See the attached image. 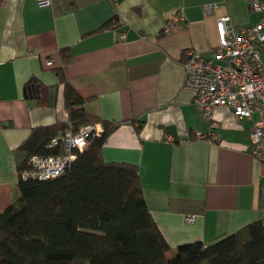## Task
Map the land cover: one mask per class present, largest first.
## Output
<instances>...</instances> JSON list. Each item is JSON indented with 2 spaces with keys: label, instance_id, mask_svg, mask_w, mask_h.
I'll list each match as a JSON object with an SVG mask.
<instances>
[{
  "label": "crops",
  "instance_id": "crops-1",
  "mask_svg": "<svg viewBox=\"0 0 264 264\" xmlns=\"http://www.w3.org/2000/svg\"><path fill=\"white\" fill-rule=\"evenodd\" d=\"M252 2L0 0V213L17 195L14 150L34 127L69 118L62 67L85 109L118 123L103 159L139 167L146 203L172 248L210 244L259 221L264 164L249 152L251 121L227 106L209 120L183 87L186 50L213 58L218 18L256 24L264 12ZM32 78L47 87L45 105L26 92Z\"/></svg>",
  "mask_w": 264,
  "mask_h": 264
},
{
  "label": "trees",
  "instance_id": "trees-1",
  "mask_svg": "<svg viewBox=\"0 0 264 264\" xmlns=\"http://www.w3.org/2000/svg\"><path fill=\"white\" fill-rule=\"evenodd\" d=\"M62 53L70 58L68 48ZM57 74L69 118L32 129L14 150L19 172L33 155L57 152L48 145L70 124L101 122L104 132L63 174L20 175L14 202L0 213V264H264L261 220L210 244L172 248L146 203L139 167L103 159L102 146L118 123L88 112L62 67ZM25 87L40 105L47 103L41 95L47 87L38 80Z\"/></svg>",
  "mask_w": 264,
  "mask_h": 264
},
{
  "label": "built area",
  "instance_id": "built-area-1",
  "mask_svg": "<svg viewBox=\"0 0 264 264\" xmlns=\"http://www.w3.org/2000/svg\"><path fill=\"white\" fill-rule=\"evenodd\" d=\"M38 3L48 6L52 0H38ZM251 8L264 12V1L253 0ZM173 19L176 20V16ZM217 24L220 43L213 58L195 48L186 50L183 87L193 90L194 102L205 118L211 120L217 107L227 106L240 119L251 121L249 152L264 164V16L256 24L239 26L229 15H223ZM171 28L170 23L164 31L170 32ZM51 62L48 60V64ZM212 124L217 125L214 121ZM103 132L101 122L79 128L70 124L48 145L57 152L33 155L20 175L25 179L45 180L63 174L78 158L79 152L86 150ZM261 201L260 220L264 227V185ZM186 220L193 222L194 216Z\"/></svg>",
  "mask_w": 264,
  "mask_h": 264
}]
</instances>
